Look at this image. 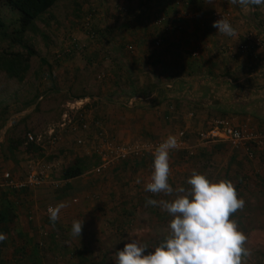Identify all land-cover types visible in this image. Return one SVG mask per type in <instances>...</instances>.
I'll return each mask as SVG.
<instances>
[{
	"label": "rangeland",
	"instance_id": "obj_1",
	"mask_svg": "<svg viewBox=\"0 0 264 264\" xmlns=\"http://www.w3.org/2000/svg\"><path fill=\"white\" fill-rule=\"evenodd\" d=\"M120 1L60 0L51 9L50 14L46 18L43 17V22L37 23L39 33L28 36L36 55L30 60V71L24 76V81L17 83L14 80L6 79L0 73V100H4V104H6L5 110L2 106L0 109L4 111V114L7 113L0 121V128L4 122L3 130L9 127L11 129L8 143L12 150H9V158L12 156L18 159L21 156L24 157V152L22 153L21 149H18L22 147L25 152L31 154L28 159L39 161L36 172L44 173L46 177L40 186L27 189V195L35 201V207L32 210L30 209L31 204H29V211L16 215L15 213L26 204V201L19 205L18 200L12 202V199H16L15 195H9L15 210L12 214L7 209L5 214L7 213L9 221L0 224V230L8 227V231L3 234L6 238L0 241V264H99L100 261H104L105 264H116L115 253L122 250L124 245L131 240L135 239L138 243L146 245L145 254H148L169 233L168 224L172 217L160 207L146 205V200L151 198L158 201H170L175 197L177 181L180 178H184V181L190 178L191 172L187 168L179 166L186 157L182 148L181 150H170L169 153V160H173L169 161V183L174 189L173 196L163 193L154 195L144 190L146 183L150 182L153 171V163H150V160L154 158L153 151L146 152L139 158L128 156L123 160H114L100 173H95L94 171L98 167L104 165L101 153L106 154L111 147L128 148L135 145L143 147L161 141L144 137L118 141L115 137L110 136L109 130L104 132L100 129H93L92 137L87 139L85 132L89 131L90 125L85 122L84 110H92V106L95 104L90 102L85 104L79 100L84 95L81 86L83 82L91 85L97 82L96 75L102 68L105 69L101 61L88 62L86 60L82 64L80 63L83 68L81 74L76 76V86L67 90L65 85L66 91L61 86L62 82L66 84L71 79L66 80L64 72L60 71L62 67L60 63L69 58L66 56L70 49V41L74 39L76 32H82L84 29L82 21L89 11L94 10L95 12V20H91L94 25L100 24L102 28L103 26L108 28L104 35L89 40L96 44L98 39L100 41L97 44H99L103 39L107 52H113L117 47V41L113 39V37L117 38L116 31L112 30V26H109L108 23L111 21L133 22L135 20L133 12L139 0H122L123 4L120 5V8L123 10L119 12L117 4ZM94 28L96 30L101 27L94 26ZM153 31L149 32L146 37L147 51L152 55H158L157 52H164L167 48L162 47L164 43L161 48H153L151 41ZM82 49H85V45ZM57 55L61 58H56ZM112 57L110 55L107 65L116 68L121 60L115 56ZM88 63L92 65H88ZM151 66L153 67L152 64ZM76 69L78 70V67ZM154 69L157 72V68L154 67ZM105 72L103 70L102 73ZM51 87L53 88L51 89ZM47 89H51L52 92L47 93ZM140 95L143 94L140 93ZM36 96H42L38 104L39 107L36 112L26 117V113L31 110L29 109L31 106L26 108V104ZM17 113L21 115L15 117ZM64 115L68 117L65 121H63ZM21 117L26 118L22 119ZM82 124L86 127L84 128ZM50 131H54L57 139L54 145L47 144ZM28 135L35 139L40 138L41 145L45 147L40 145L27 148L24 138ZM189 138L188 134L178 137V140L183 143L184 147L188 144ZM192 140L195 145L199 142L195 136L192 137ZM16 152L19 155H16ZM222 152H225L224 147ZM223 156L224 154L218 156L222 162ZM75 158L82 159L89 169L74 180L62 181L60 178L62 169L72 164ZM141 158L146 159V163L140 164L135 170L126 165V162L132 163ZM186 161H188L187 163L195 162V159H186ZM203 163L206 169L214 167V161L213 165L205 160ZM243 170L241 169V171ZM245 171L249 172L246 167ZM201 172V174L205 173L204 170ZM219 176L220 174L216 173L215 177ZM240 178L242 177L239 176ZM137 180L140 183H137ZM130 182L136 184L132 185ZM66 184H70V187L66 188L64 186ZM128 184L130 185L128 186ZM237 187L239 188V186ZM133 190L134 193L130 194ZM243 200L245 201L243 209L238 210L230 217L237 221L239 230L247 237L244 247L247 249L248 255L242 257V264H264V223L261 217H257L261 208L258 207L256 199L252 197H246ZM61 202L68 206L61 210L59 219L53 224L50 222L47 209L49 206L56 207ZM10 205L7 203L8 207ZM28 213L31 219L25 226L27 233H24L23 227H17L15 224L18 215L23 216ZM13 215L15 218H12ZM74 220H83L81 237L71 235V226ZM21 234H24V237ZM36 247L38 248L37 255L33 252V248L36 249Z\"/></svg>",
	"mask_w": 264,
	"mask_h": 264
},
{
	"label": "crops",
	"instance_id": "obj_2",
	"mask_svg": "<svg viewBox=\"0 0 264 264\" xmlns=\"http://www.w3.org/2000/svg\"><path fill=\"white\" fill-rule=\"evenodd\" d=\"M122 4L121 0L117 6ZM213 11L230 13L234 35L217 32L210 21ZM157 12L170 17L178 13H190L193 18L181 21L182 30L179 32L165 36L162 47L167 49L164 52L152 55L147 51L146 37L153 31V15ZM133 17V22L108 23L117 34V38L113 39L119 48L116 47L113 52L105 51L103 39L99 44L97 42L100 40L97 39L94 44L82 30L76 32L74 39L82 48L85 45V49L74 51L70 47L66 56L69 58L60 63V71L64 72L66 80L71 79L69 83H61L64 90L65 85L67 90L76 86V76L81 74L83 68L80 63L86 60L101 61L105 67L96 75L98 80L94 85L83 82L81 86L84 95L79 100L85 104H95L92 110H84L85 122L90 125L89 131L85 132L87 139L92 137L93 129L109 130L110 136L118 141L135 137L162 141L170 135L189 134L188 144L182 146L186 157L179 166L191 173L193 170L198 173L204 170L203 174L212 181H231L241 199H256L261 208L257 217H261L264 223V167L260 157L251 161L242 150H234L226 145H202L200 142L195 145L192 140L215 119H226L233 126L247 125L264 133V55L257 51L243 52L238 49L240 45L247 44L249 35L264 41V4L240 5L233 4L232 0H139ZM94 26L101 27L96 29L98 37L108 31L100 24ZM129 44L132 51L127 49ZM110 55L119 58L121 65L108 67ZM57 57L61 58L59 55ZM103 70L106 72L102 73ZM51 89H47V93L52 92ZM41 99L42 96L29 108L31 110L26 113V117L36 112L34 109ZM4 103V100H0V106L5 110ZM3 113L0 109L1 116ZM3 127L0 128V212L4 210L5 213L9 209L14 214L12 202L18 200L21 205L26 201L15 213L17 215L29 211V204L32 210L35 201L27 195L28 190L15 191L14 194V191L5 187L3 176L9 173L14 180L26 178L31 169L36 170L39 161L28 159L31 154L22 147L18 149L24 152V157L9 158V150H12L8 143L11 129L3 130ZM221 154H224L223 162L218 157ZM16 155L19 153L16 152ZM186 159H195V162L187 163ZM204 160L210 165L214 161V167L206 169ZM216 173L220 174L218 178L215 177ZM239 176L242 178L239 179ZM179 187L187 189L190 186L187 180L180 178L176 189ZM10 194L16 197L12 202ZM7 203L11 205L8 207ZM27 216L30 214L18 215L15 224L23 227L24 233H27L25 226L31 219V216ZM7 229L0 230V234H5Z\"/></svg>",
	"mask_w": 264,
	"mask_h": 264
},
{
	"label": "clouds",
	"instance_id": "obj_3",
	"mask_svg": "<svg viewBox=\"0 0 264 264\" xmlns=\"http://www.w3.org/2000/svg\"><path fill=\"white\" fill-rule=\"evenodd\" d=\"M232 3L262 5L264 0H232ZM213 27L220 33L234 35V29L223 18ZM177 146L176 137L170 135L155 149L146 192L173 196L174 189L169 183V153ZM187 184L190 187L177 188L170 201L146 200V205L160 207L172 217L168 224L169 233L148 254H145L146 245L131 240L115 253L116 264H242V257L248 255L244 247L247 237L239 230L237 221L230 217L243 209L245 201L239 198L234 184L226 179L212 181L195 170ZM67 206L64 202L56 207L49 206L50 222L55 224L59 213ZM82 228L83 220H74L71 235L81 237ZM5 238L0 234V241Z\"/></svg>",
	"mask_w": 264,
	"mask_h": 264
},
{
	"label": "built area",
	"instance_id": "obj_4",
	"mask_svg": "<svg viewBox=\"0 0 264 264\" xmlns=\"http://www.w3.org/2000/svg\"><path fill=\"white\" fill-rule=\"evenodd\" d=\"M186 5H188L186 1ZM119 12H121L120 7L117 8ZM95 12L94 10L89 11L85 14V18L82 21L83 30L87 33V37L90 40H94L97 37L96 30L94 28L93 21ZM176 17V18H175ZM193 18V14L190 13H178L174 17L167 16L165 14H155L153 18V28L155 29L152 33L151 41L153 44V48H159L162 46L164 42L165 36L174 34L182 30L181 21H187ZM226 20L231 26V15L228 12L221 11H213L210 16V20L213 24L220 20ZM215 28V27H214ZM217 32H219L218 28H215ZM220 33V32H219ZM224 34V33H220ZM226 35V34H225ZM247 38V44L240 45L239 50L243 52H253L257 51L264 55V41L260 40L255 36H251ZM70 47L74 51L82 50V46L76 39H72L70 41ZM128 50H132V47L129 46ZM68 119L67 115H64L63 121ZM84 124V123H83ZM82 126L85 128L86 126ZM183 134H179L176 139L178 142V146L172 150H180L182 148L183 143L179 142L178 137H182ZM197 139L202 145H226L234 150H242L245 153V156L249 160H254L257 156L260 157L261 163L264 167V133L255 131L254 129L248 127L247 125H243L240 127L233 126L226 119H215L213 122L209 124L207 128L204 130H200L197 133ZM27 140L29 143H32L36 146L41 145V140L33 138L31 135H28ZM56 137L54 135V131H50L48 133V145H54L56 142ZM161 142L150 143L149 145H145L141 147L140 145H135L133 147H111L106 154L101 153L102 162L104 165L98 167L94 172L100 173V171L112 164L114 160H123L128 156H133L132 158H139L144 155V153L153 151L161 144ZM42 147H45L41 145ZM46 179L44 173H37L36 170L31 169L26 178L23 180H14L11 178L9 173H6L3 176V185L7 187L11 191H22L27 189H32L43 184ZM48 213V212H47Z\"/></svg>",
	"mask_w": 264,
	"mask_h": 264
},
{
	"label": "trees",
	"instance_id": "obj_5",
	"mask_svg": "<svg viewBox=\"0 0 264 264\" xmlns=\"http://www.w3.org/2000/svg\"><path fill=\"white\" fill-rule=\"evenodd\" d=\"M60 0H0V73L8 80L22 83L25 75L30 71V60L36 55V51L30 45V35L39 33L38 22H43ZM152 37V35H151ZM40 96L29 100L26 108L36 103ZM36 106L34 111L38 109ZM4 115V113H3ZM2 115V116H3ZM1 116V114H0ZM0 117V121L3 119ZM2 118V119H1ZM26 118V117H25ZM23 118V119H25ZM2 122L1 125H3ZM27 148L36 145L29 143L27 137L24 138ZM146 163V159L141 158L135 162H126V165L134 170L140 164ZM153 163V159L150 160ZM98 165V164H97ZM89 167L80 158H75L74 162L61 171V180L70 181L82 176ZM261 182V181H260ZM66 188L70 184L64 185ZM12 218H15L13 215ZM7 213L0 212V224L8 223ZM71 251V250H70ZM37 255L38 248H33ZM38 263L39 260H38ZM33 264V263H32ZM99 264H105L100 261Z\"/></svg>",
	"mask_w": 264,
	"mask_h": 264
}]
</instances>
